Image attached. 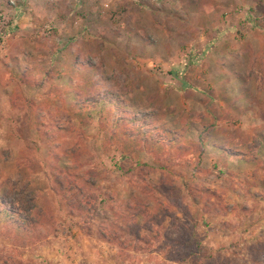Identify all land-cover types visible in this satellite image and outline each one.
<instances>
[{
  "label": "rangeland",
  "instance_id": "rangeland-1",
  "mask_svg": "<svg viewBox=\"0 0 264 264\" xmlns=\"http://www.w3.org/2000/svg\"><path fill=\"white\" fill-rule=\"evenodd\" d=\"M75 60L117 115L191 122L248 161L82 125L61 89ZM0 201V264H264V0H0Z\"/></svg>",
  "mask_w": 264,
  "mask_h": 264
},
{
  "label": "trees",
  "instance_id": "trees-1",
  "mask_svg": "<svg viewBox=\"0 0 264 264\" xmlns=\"http://www.w3.org/2000/svg\"><path fill=\"white\" fill-rule=\"evenodd\" d=\"M72 69L81 75V82H78L77 84H74L72 78H67L64 80L62 91L65 94L70 95V99L73 102V100H78L77 105L75 103L72 105L73 110L76 111L75 114L80 117V121L82 125H85L88 123L89 119H94L95 117L99 116L102 120H110L113 119L114 127L125 124L128 125L127 130L125 131L126 139L124 142L125 144H130L133 148L137 147L136 145L142 143L143 147L147 145L158 147V150H164L165 147L169 148H178L176 150L185 151L187 148H191L194 151H198V157L202 158L207 153H209L210 148L214 151H218L220 155H224L225 157L235 159V158H242L246 161H248V155L243 154H235L237 152H233L225 147L213 145L211 146L210 140L207 137V135H203L202 132L199 130L197 131L195 128H193L194 124L191 122H188L186 126H183V124L172 125L169 128L164 129V134L162 135L161 132H159V129L152 130L148 125H146L148 128L142 129L139 126H137L138 121H148L153 120L155 121L156 118L153 115H146V117H140L137 118V116H132L130 118L118 114L117 111H122V107L124 108V104L121 100H119L116 95L111 96L110 93L113 92L112 89L107 90L105 87L109 85V81L106 77L103 76V73L98 70L94 65L87 64L82 69L79 67L80 64H78L77 60L72 63ZM99 76V78H97ZM59 77V74H58ZM243 80L245 78L243 77ZM68 87L72 88L73 92H68ZM91 90H95L96 92L93 93ZM244 91L247 90V86H243ZM225 100L227 99L226 103L230 108L238 109L236 104H234L229 96H224ZM117 98L115 101L114 99ZM76 109V110H75ZM159 120V118H157ZM218 119V118H217ZM84 122V123H83ZM182 125V126H181ZM181 127H185V131H181ZM62 128H59L60 131ZM158 133L160 136H154L153 132ZM131 135H134L131 137ZM222 157V156H221ZM57 160H59V157H56ZM254 160H259L258 156L254 157ZM68 167V166H66ZM55 171L58 172L57 175H55V183L56 185L61 189L60 191H67L70 192L74 188H78L80 192H83V190L76 184L74 180L71 178H67L66 182L63 181L61 178H59L60 173H64L61 171V167L58 165L53 168ZM164 169V168H163ZM69 173V172H68ZM61 175V174H60ZM69 177L73 178H79L83 179L81 174H73V176L67 174ZM91 184V182H88ZM87 183V185H89ZM68 185V187L66 186ZM69 200L72 198L69 197ZM12 205L15 203L14 200H10ZM75 203H78L77 200H75ZM75 203L72 204L75 206ZM15 206V205H14ZM83 208V207H82ZM86 211L90 212L88 208H85ZM99 210H95L96 214L98 215ZM0 215H3L5 222H10L11 218H13L14 213L11 212L8 208L3 207V203L0 201ZM30 224V221L26 220ZM25 222V223H26ZM105 237V235H104Z\"/></svg>",
  "mask_w": 264,
  "mask_h": 264
},
{
  "label": "crops",
  "instance_id": "crops-1",
  "mask_svg": "<svg viewBox=\"0 0 264 264\" xmlns=\"http://www.w3.org/2000/svg\"><path fill=\"white\" fill-rule=\"evenodd\" d=\"M66 252V251H65ZM61 259V261H60V263H65V262H67V260H63L64 258H63V256H62V258H60ZM59 260V258H56L54 261H58ZM72 264H75V263H77V259L76 260H74V259H71L70 258V260H69Z\"/></svg>",
  "mask_w": 264,
  "mask_h": 264
}]
</instances>
